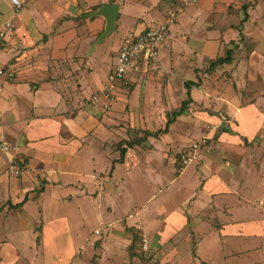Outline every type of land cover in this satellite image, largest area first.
Wrapping results in <instances>:
<instances>
[{"label": "rangeland", "instance_id": "obj_1", "mask_svg": "<svg viewBox=\"0 0 264 264\" xmlns=\"http://www.w3.org/2000/svg\"><path fill=\"white\" fill-rule=\"evenodd\" d=\"M105 2L121 7L114 24L119 32L110 31L87 58V63L93 64L92 77L97 82L83 96H90L87 104H98L100 110H111L113 104L115 111L121 110L118 119L122 128L118 137L122 136L123 141L120 144L131 142L130 149L138 158H129L128 164L118 169L122 174L129 168L132 174L121 179L126 197L113 198L111 204L106 196L99 200L102 219L114 221L112 226L96 221L93 204L80 198L70 200L64 191L71 188L57 190L64 197L60 203L49 195L42 202L38 188L43 182L39 179L34 181L40 184L27 193L25 207L15 206L24 198L21 188H27V182L22 184L26 157L5 138L10 145L8 152L0 154V172L10 178V187L7 193V181L0 180V198L3 197L0 237H6L1 239L0 246L7 243L10 248L4 251L5 259L0 253V261L4 264H264L260 250L244 251L251 241L242 237L228 240L220 233V214H215L217 220L208 216L206 222L207 211L200 209L203 203L197 187V177L204 170L199 159L202 149L206 153L216 150L217 144L232 139L231 134H237L241 146L247 140L259 142L256 151V148L247 150L259 163L251 176H264V0H99L97 6L90 4L87 14ZM85 18L92 21L96 16ZM157 24L168 25V38L160 45L157 60L138 61L123 80L115 82L112 94H105L108 73L116 62L124 36ZM103 26L104 23L95 36L103 32ZM83 48L84 45L80 47ZM229 48L233 51L231 63L209 67L212 60L225 56ZM187 80L196 84L189 90L192 101L183 114L169 123L167 132H158L165 128L181 102L188 99ZM14 90L5 92L16 94L20 97L18 101L29 99L24 95L26 91L18 94L19 90ZM106 99L110 102H105ZM137 99L139 104L145 100L148 104L139 106ZM249 105L258 111L259 130L253 138L238 131L233 114V108L239 110ZM245 114L251 122V112ZM8 121L0 115L1 130H6ZM5 130L0 133L4 135ZM193 143L199 145L197 154L186 163L184 158ZM130 149H126L125 156ZM87 151L88 148L83 149V153ZM234 158L236 163L246 160L244 156L239 159L234 155L223 161ZM87 159L76 157L68 170L84 166ZM87 165L97 172L104 171L99 161L94 166ZM39 178L45 180L41 173ZM240 179V175L235 178L237 182ZM186 185L190 193L184 196ZM127 211H133L130 219L121 216ZM97 217L100 219L101 215ZM125 222L131 226L127 227ZM213 228L217 229L212 240L218 253L213 254V242L207 237L203 246L196 249V242ZM255 246L259 245L254 243Z\"/></svg>", "mask_w": 264, "mask_h": 264}, {"label": "crops", "instance_id": "obj_2", "mask_svg": "<svg viewBox=\"0 0 264 264\" xmlns=\"http://www.w3.org/2000/svg\"><path fill=\"white\" fill-rule=\"evenodd\" d=\"M18 1L21 5L16 9L11 0H0V30L4 29L6 22L12 25V31L6 35L3 47L0 46V65L15 71L13 81H5L0 77V115L9 120L6 130L2 128L5 130L4 135L1 134V129L0 134L16 145L18 151L26 157L28 169L22 172V177L25 178L22 184L27 182V188H21V191L25 192L24 198L26 196L22 205L27 202V193L39 183L34 180L39 179L40 183L43 182L38 188L41 190L39 195L43 196L42 202L46 198L45 195H49L60 203L64 197L62 198L57 190L60 192L61 188H71L70 191H76L74 195L70 194V191H64L70 200L79 201L80 198L82 202L93 204V210L97 212L94 215L96 221L110 225L114 221L107 222L102 219L99 200L106 196L108 204H111L113 198L120 195L126 197L121 179L129 178L132 174L129 168L122 174L118 169L124 167L129 158L136 155L135 151L129 148L126 158L122 162L117 161L118 151L113 144L123 139L122 136L118 137L122 128L118 119L121 110L115 111L113 103L111 110H100L102 107L98 104H87L90 96H83L91 85L97 82L92 77L93 64L87 63V58H90L96 46L109 36L100 41V35L95 36L103 23L105 25L102 16H96L92 21V18H85L89 15L87 11L90 4L97 6L95 3L99 0ZM120 8L119 6V10ZM115 31L119 32L118 29ZM82 45L84 48L80 49ZM9 89L12 93L14 89H21L16 91L18 94L22 91L24 94L26 91L27 94L24 95L29 99L18 101L20 97H16V94H6L5 91ZM105 102L110 100L106 99ZM136 103L139 104L138 99ZM147 104L148 101L145 100L139 106ZM230 105L235 106L232 103ZM233 109L238 121V131L253 138L259 130L256 107L249 105L243 109ZM245 111L251 112V122L248 121ZM231 135L232 139L229 137V140H223L222 144H217L216 150H208V154L202 149L199 159L204 170L197 177L199 199L203 203L200 209L207 211V215H204L206 222L208 216L216 219L215 214H220L221 226L218 230L223 236L232 241L240 237L244 241H251L244 251L255 253L260 250V257H264V176H251L254 169H258L259 163L247 150L256 148V151L259 142L247 140L241 146L237 134ZM85 148H88V151L83 153ZM234 155L239 159L244 156L246 160L237 163L235 158L234 161H223L224 158ZM76 157H87L88 161L84 166L72 170L76 172L73 173L68 167ZM113 160L116 162L113 163ZM98 161L104 169L103 172H97L95 168L87 165L94 166ZM155 170L153 173H156ZM40 173L45 180L39 178ZM237 175L242 177L238 182L235 180ZM71 176L75 178L69 179ZM2 179L7 181L8 193L10 178L0 172V180ZM189 193L190 188L186 185L183 194L186 196ZM132 212L127 211V214L121 216L127 215L130 219ZM97 214L101 215L100 219ZM125 223L127 227L131 226ZM214 230L213 228L196 242V249L199 250L203 246L205 237L209 242H213L217 229ZM108 236L112 237V234ZM5 238L0 237V242ZM254 243L262 247H254ZM8 248L10 245L7 243L0 248L2 257ZM212 249L213 254L219 251H216L214 242ZM0 264H4V261H0Z\"/></svg>", "mask_w": 264, "mask_h": 264}, {"label": "built area", "instance_id": "obj_3", "mask_svg": "<svg viewBox=\"0 0 264 264\" xmlns=\"http://www.w3.org/2000/svg\"><path fill=\"white\" fill-rule=\"evenodd\" d=\"M11 2L16 9L21 5L18 0H11ZM11 31V23L6 22L4 24V29L0 30V46L3 45L6 35ZM167 38V24H157L153 28L151 27L140 32L131 31L127 36H124L117 51L116 62L108 73L105 94H112V88H114L115 82L123 80L128 71L138 64V61H142L143 59L157 60L158 49ZM0 77L4 80H11L15 78V72L9 67L0 65ZM106 98H108V95ZM9 145V142L0 134V154L8 152ZM198 148V143H193L191 145V151L187 154V157L184 158V162L187 163L188 161H191L192 158L196 156Z\"/></svg>", "mask_w": 264, "mask_h": 264}, {"label": "trees", "instance_id": "obj_4", "mask_svg": "<svg viewBox=\"0 0 264 264\" xmlns=\"http://www.w3.org/2000/svg\"><path fill=\"white\" fill-rule=\"evenodd\" d=\"M232 53H233V51H232L231 48L227 49L226 52H225V56L220 57V58H218V59H216V60H212V61L210 62V66H209V67H211V68H215L216 66L221 65V64H229V63H231V62H232ZM6 67H7V66H6ZM14 72H15V71H14ZM13 79H14V78H13ZM11 80H12V79H11ZM193 85L196 86L195 82H193V81H190V80H189V81H186V82H185V86H186V88H187V90H188V94H189V90H190V88H191ZM191 101H192V99L190 98V94H189V95H188V99L183 100V101L181 102L180 107L178 108V110L174 111L173 114H172V116H171V118L168 119V121H167V123H166V125H165V128L162 129V130H159L158 132H162V133L167 132L169 123H171V122L174 120V118H175L176 116H179V115L183 114V113L185 112V108H186V106H187L188 103L191 102ZM121 141H123V140H120V142H119L118 144H116V145H117V146H116V149H117V151L119 152V158L117 159V161H119V162H122V161H123L124 156H125L126 149H127V148H130V147L133 146V144H132L131 142H128L125 146H123V144H120ZM119 144H120V145H119ZM114 161L116 162V160H113V163H114ZM25 199H26V196H25V198H24L22 201L18 202L15 206H20V205H22V203H23V201H25Z\"/></svg>", "mask_w": 264, "mask_h": 264}, {"label": "water", "instance_id": "obj_5", "mask_svg": "<svg viewBox=\"0 0 264 264\" xmlns=\"http://www.w3.org/2000/svg\"><path fill=\"white\" fill-rule=\"evenodd\" d=\"M119 13V6L113 3L100 4L95 12L89 13L91 17L102 16L105 19L104 30L99 36V41L102 40L110 31H115L114 24Z\"/></svg>", "mask_w": 264, "mask_h": 264}]
</instances>
